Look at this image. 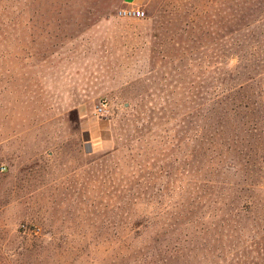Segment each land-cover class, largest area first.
<instances>
[{
	"label": "rangeland",
	"instance_id": "obj_1",
	"mask_svg": "<svg viewBox=\"0 0 264 264\" xmlns=\"http://www.w3.org/2000/svg\"><path fill=\"white\" fill-rule=\"evenodd\" d=\"M0 264H264V0H0Z\"/></svg>",
	"mask_w": 264,
	"mask_h": 264
},
{
	"label": "built area",
	"instance_id": "obj_2",
	"mask_svg": "<svg viewBox=\"0 0 264 264\" xmlns=\"http://www.w3.org/2000/svg\"><path fill=\"white\" fill-rule=\"evenodd\" d=\"M118 16L122 19H143L146 13L141 8H125L118 12ZM109 103L107 100H102L96 107V114L98 116H103L108 111ZM1 171H6L5 167L1 168Z\"/></svg>",
	"mask_w": 264,
	"mask_h": 264
},
{
	"label": "crops",
	"instance_id": "obj_3",
	"mask_svg": "<svg viewBox=\"0 0 264 264\" xmlns=\"http://www.w3.org/2000/svg\"><path fill=\"white\" fill-rule=\"evenodd\" d=\"M88 131H89V136H90L89 142L93 147L100 149L101 147L105 146L107 139L105 138V128L101 124L96 123V122L93 124L89 123Z\"/></svg>",
	"mask_w": 264,
	"mask_h": 264
}]
</instances>
